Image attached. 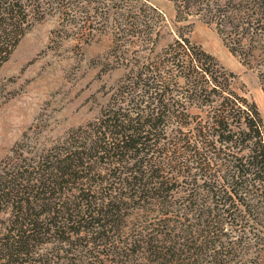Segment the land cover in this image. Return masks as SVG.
Instances as JSON below:
<instances>
[{
	"label": "trees",
	"instance_id": "16d2710c",
	"mask_svg": "<svg viewBox=\"0 0 264 264\" xmlns=\"http://www.w3.org/2000/svg\"><path fill=\"white\" fill-rule=\"evenodd\" d=\"M40 3L0 0V68L32 27ZM175 3L179 20L190 15L183 12L190 0ZM163 54L162 63L138 74L140 82L125 84L122 100L113 98L99 118L42 155L28 175L15 168L1 177L0 212L10 215L0 238L4 259L30 254L32 241L50 235L64 237L62 243L110 238L113 225L125 229L124 211L132 207L154 214L121 230L124 264H248L245 249L262 239V226L249 220L264 215L259 205L252 207L264 197L260 112L235 91L236 75L188 38L181 36ZM179 80L187 88L181 100L174 95ZM142 91L153 99L145 108ZM186 104H198L205 116L189 114Z\"/></svg>",
	"mask_w": 264,
	"mask_h": 264
},
{
	"label": "rangeland",
	"instance_id": "374dc122",
	"mask_svg": "<svg viewBox=\"0 0 264 264\" xmlns=\"http://www.w3.org/2000/svg\"><path fill=\"white\" fill-rule=\"evenodd\" d=\"M40 1L32 27L0 68V179L15 168L28 175L42 155L99 118L113 98L122 100L125 84L140 82L138 74L162 63L163 51L181 36L236 75L235 91L257 105L264 123L262 0H190L183 10L190 15L183 20L177 0ZM175 84L174 95L181 100L186 85L182 80ZM140 95L141 108L153 101L151 94ZM197 105L184 109L205 116ZM67 198L74 202L72 189ZM262 200L252 205L255 210L259 205V212H264ZM124 214H129L125 229L113 225L110 238L89 235L62 243L64 237L50 235L32 241L30 254L15 261L0 254V264H124L121 230L143 225L154 213L131 207ZM9 217L7 209L0 212V238L8 233ZM258 217L249 221L262 226L257 227L262 239L245 249L248 264H264V215Z\"/></svg>",
	"mask_w": 264,
	"mask_h": 264
}]
</instances>
